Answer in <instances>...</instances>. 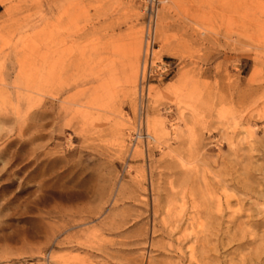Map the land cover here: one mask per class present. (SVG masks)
I'll return each instance as SVG.
<instances>
[{"label":"rangeland","instance_id":"1","mask_svg":"<svg viewBox=\"0 0 264 264\" xmlns=\"http://www.w3.org/2000/svg\"><path fill=\"white\" fill-rule=\"evenodd\" d=\"M0 264H264V0H0Z\"/></svg>","mask_w":264,"mask_h":264},{"label":"built area","instance_id":"2","mask_svg":"<svg viewBox=\"0 0 264 264\" xmlns=\"http://www.w3.org/2000/svg\"><path fill=\"white\" fill-rule=\"evenodd\" d=\"M155 47L154 15L152 14L151 9H149L144 24L143 42L136 82V95L140 110L148 98V85L150 84V81L167 75L170 70L167 63L159 62L154 59L153 50H155Z\"/></svg>","mask_w":264,"mask_h":264}]
</instances>
